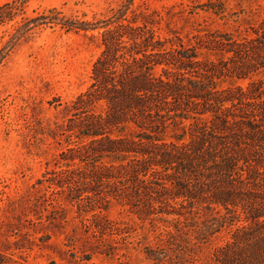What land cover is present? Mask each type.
Here are the masks:
<instances>
[{
	"label": "trees",
	"instance_id": "trees-1",
	"mask_svg": "<svg viewBox=\"0 0 264 264\" xmlns=\"http://www.w3.org/2000/svg\"><path fill=\"white\" fill-rule=\"evenodd\" d=\"M22 5H0V24ZM47 12L68 30H103L89 86L65 106L75 140L37 181L80 212L127 207L155 232L142 250L152 264H188L223 232L204 264H264V18L252 35L186 44L145 20L98 26Z\"/></svg>",
	"mask_w": 264,
	"mask_h": 264
},
{
	"label": "rangeland",
	"instance_id": "rangeland-1",
	"mask_svg": "<svg viewBox=\"0 0 264 264\" xmlns=\"http://www.w3.org/2000/svg\"><path fill=\"white\" fill-rule=\"evenodd\" d=\"M263 6L264 0H23L16 15L0 24V261L152 264L142 250L154 244L155 232H146L148 224L140 226L127 207L110 205L102 217L80 212L66 191L37 181L69 139L75 140L65 131V106L89 86L103 30H68L49 19V9L98 26L114 25L119 17L124 23L145 20L160 35L194 44L212 32L252 35L264 18ZM41 15L48 18L27 23ZM238 83L245 86L247 80ZM222 235L188 264L206 263L227 236Z\"/></svg>",
	"mask_w": 264,
	"mask_h": 264
}]
</instances>
